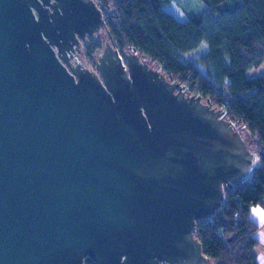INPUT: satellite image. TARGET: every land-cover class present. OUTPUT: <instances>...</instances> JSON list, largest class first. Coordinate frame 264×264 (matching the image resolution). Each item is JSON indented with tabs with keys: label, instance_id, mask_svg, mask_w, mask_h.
<instances>
[{
	"label": "water",
	"instance_id": "water-1",
	"mask_svg": "<svg viewBox=\"0 0 264 264\" xmlns=\"http://www.w3.org/2000/svg\"><path fill=\"white\" fill-rule=\"evenodd\" d=\"M99 1L0 0V264H210L196 222L257 153L201 94L108 39ZM249 141V139L247 138Z\"/></svg>",
	"mask_w": 264,
	"mask_h": 264
},
{
	"label": "trees",
	"instance_id": "trees-1",
	"mask_svg": "<svg viewBox=\"0 0 264 264\" xmlns=\"http://www.w3.org/2000/svg\"><path fill=\"white\" fill-rule=\"evenodd\" d=\"M173 1L113 0L111 11L99 5L107 23L100 30L105 37L98 32L87 36L80 55L96 69L105 39L122 54L135 49L250 134L251 142L243 136L258 163L248 178L227 189L214 215L197 220L194 235L210 264H257L258 227L250 209L264 206V74L246 73L264 61V0H199L212 11L185 20L166 9ZM203 44L207 48L202 53L186 58ZM85 264L95 263L86 258Z\"/></svg>",
	"mask_w": 264,
	"mask_h": 264
},
{
	"label": "rangeland",
	"instance_id": "rangeland-1",
	"mask_svg": "<svg viewBox=\"0 0 264 264\" xmlns=\"http://www.w3.org/2000/svg\"><path fill=\"white\" fill-rule=\"evenodd\" d=\"M166 9L172 12L180 20L188 19L190 16L197 13H205L212 11L211 7L208 4L199 0H174L169 6H166ZM99 33H103L104 36L106 34L105 31L103 30L100 31ZM97 36L99 35L97 34ZM206 48H207L206 45L203 44L196 51L187 54L186 58L194 59L198 54L202 53ZM80 58L83 60L82 56ZM246 74L248 77H255L264 74V61L259 66L250 68ZM243 133H246L247 138L251 142L252 138L250 134L247 131H244ZM257 163H258V158L256 159V164Z\"/></svg>",
	"mask_w": 264,
	"mask_h": 264
},
{
	"label": "crops",
	"instance_id": "crops-1",
	"mask_svg": "<svg viewBox=\"0 0 264 264\" xmlns=\"http://www.w3.org/2000/svg\"><path fill=\"white\" fill-rule=\"evenodd\" d=\"M250 216L258 227L255 233L258 239V245L254 250L255 258L257 264H264V206L261 204L252 205Z\"/></svg>",
	"mask_w": 264,
	"mask_h": 264
},
{
	"label": "built area",
	"instance_id": "built-area-1",
	"mask_svg": "<svg viewBox=\"0 0 264 264\" xmlns=\"http://www.w3.org/2000/svg\"><path fill=\"white\" fill-rule=\"evenodd\" d=\"M183 85L185 86V89H186L187 91H189V92H191V93H195V94H197L196 92H193V91L189 90L188 87H187L185 84H183ZM233 122H234V121H233ZM234 124L236 125L235 122H234ZM236 215H238V213H236Z\"/></svg>",
	"mask_w": 264,
	"mask_h": 264
},
{
	"label": "flooded vegetation",
	"instance_id": "flooded-vegetation-1",
	"mask_svg": "<svg viewBox=\"0 0 264 264\" xmlns=\"http://www.w3.org/2000/svg\"><path fill=\"white\" fill-rule=\"evenodd\" d=\"M97 4H98V5H102L99 1H97ZM80 54H81V53H79V56H80Z\"/></svg>",
	"mask_w": 264,
	"mask_h": 264
}]
</instances>
